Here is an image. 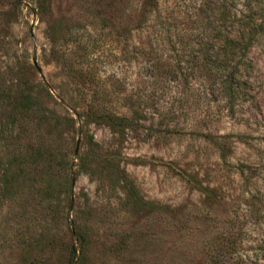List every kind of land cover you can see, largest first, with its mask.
Returning a JSON list of instances; mask_svg holds the SVG:
<instances>
[{
	"label": "rangeland",
	"instance_id": "rangeland-1",
	"mask_svg": "<svg viewBox=\"0 0 264 264\" xmlns=\"http://www.w3.org/2000/svg\"><path fill=\"white\" fill-rule=\"evenodd\" d=\"M138 4L0 0V77L9 84L23 71L46 89L45 104L73 118V156L98 143L119 155L143 200L167 206L147 214L72 167L66 230L49 264H264V0H157L141 21ZM238 29L248 44L233 57L238 71L205 63ZM88 101L131 125L113 133L87 122ZM72 219L88 226L79 238ZM19 259L0 251L2 264Z\"/></svg>",
	"mask_w": 264,
	"mask_h": 264
},
{
	"label": "trees",
	"instance_id": "trees-1",
	"mask_svg": "<svg viewBox=\"0 0 264 264\" xmlns=\"http://www.w3.org/2000/svg\"><path fill=\"white\" fill-rule=\"evenodd\" d=\"M138 2L139 21L157 6V0ZM219 15L222 21L227 17L225 12ZM261 16L264 18V13ZM242 33L238 29V35H224L220 39V53L214 59L205 58L204 62L223 70L232 66L237 72L238 65L233 57L237 52L245 55L248 48ZM217 56L219 60L212 65ZM228 76L233 78V73ZM228 76L223 75L224 81L231 80L226 79ZM10 82L0 77V251L17 249L19 264H49L52 261L54 253L61 250L60 235L66 230L64 219H67L72 195V167L76 174L107 180L120 190L127 205L143 209L147 214L154 210L166 212V205L143 200L133 181L119 167L118 154L102 152L95 142L91 151L73 156L68 135L73 118L57 113L44 103L46 89L44 94V90L29 82L21 70ZM82 116L87 122L106 125L113 133L131 125L127 115L116 114L93 101L82 106ZM132 160L146 162L139 157ZM177 172L197 191L209 196L208 187L184 170L177 169ZM87 227L72 219L70 232L79 238L87 232ZM67 254L70 258L71 252Z\"/></svg>",
	"mask_w": 264,
	"mask_h": 264
},
{
	"label": "water",
	"instance_id": "water-1",
	"mask_svg": "<svg viewBox=\"0 0 264 264\" xmlns=\"http://www.w3.org/2000/svg\"><path fill=\"white\" fill-rule=\"evenodd\" d=\"M76 151V149L74 150V152Z\"/></svg>",
	"mask_w": 264,
	"mask_h": 264
}]
</instances>
